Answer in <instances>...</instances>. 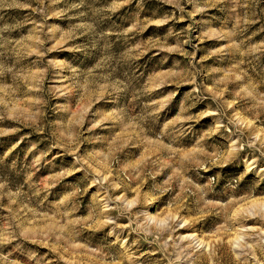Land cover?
I'll return each mask as SVG.
<instances>
[{
	"label": "rangeland",
	"instance_id": "obj_1",
	"mask_svg": "<svg viewBox=\"0 0 264 264\" xmlns=\"http://www.w3.org/2000/svg\"><path fill=\"white\" fill-rule=\"evenodd\" d=\"M0 264H264V0H0Z\"/></svg>",
	"mask_w": 264,
	"mask_h": 264
}]
</instances>
